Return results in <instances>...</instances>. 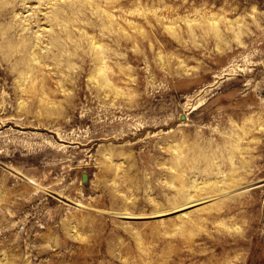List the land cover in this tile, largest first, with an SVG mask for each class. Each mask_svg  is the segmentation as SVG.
Masks as SVG:
<instances>
[{
  "label": "rangeland",
  "instance_id": "374dc122",
  "mask_svg": "<svg viewBox=\"0 0 264 264\" xmlns=\"http://www.w3.org/2000/svg\"><path fill=\"white\" fill-rule=\"evenodd\" d=\"M0 264H264V0H0Z\"/></svg>",
  "mask_w": 264,
  "mask_h": 264
}]
</instances>
